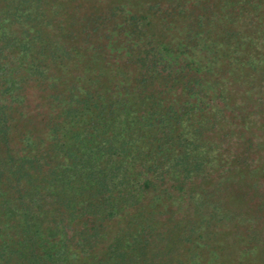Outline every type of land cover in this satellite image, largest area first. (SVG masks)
<instances>
[{"label": "trees", "instance_id": "trees-1", "mask_svg": "<svg viewBox=\"0 0 264 264\" xmlns=\"http://www.w3.org/2000/svg\"><path fill=\"white\" fill-rule=\"evenodd\" d=\"M258 138L264 0H0V264H182L217 221L262 236Z\"/></svg>", "mask_w": 264, "mask_h": 264}, {"label": "rangeland", "instance_id": "rangeland-1", "mask_svg": "<svg viewBox=\"0 0 264 264\" xmlns=\"http://www.w3.org/2000/svg\"><path fill=\"white\" fill-rule=\"evenodd\" d=\"M238 105H241V102H237V106ZM238 141L239 142H237L238 145L235 151L237 150V152L242 151V153H245L241 149V147L247 146L246 144L248 143L242 141L241 139ZM253 145H254V149L245 150L246 151L245 154L250 153L253 160L262 156L261 164L264 165L263 138L262 139L258 138V140L253 142ZM239 167H240L239 173L241 172L246 177L247 175L245 169L249 168L248 165L244 163H240ZM234 174L236 175V179H234ZM234 174H231L233 177L232 179L235 181L233 186H237V187H240V183L243 181H248L247 184H249L250 181L258 182V179L262 177V176L260 177L261 173H259L257 180H255V177L252 176L250 178L244 177L240 182L238 178L239 175L237 176L236 172ZM235 188L233 187V189L231 188V190L233 191ZM244 188L246 189V187ZM224 195L228 197L232 195L229 188L227 192L226 191L224 192ZM166 203H167L166 209L167 210L169 209V211L171 210L173 212L172 219L174 216L181 215V212L178 211L177 206L176 204L173 203V201H166ZM233 203L236 204L237 200H232L231 206H233ZM191 217H194V215H191ZM157 218L158 219L156 221L158 223H161L160 225L161 228L162 226L164 227V223L166 222L168 225V218L166 215L158 216ZM172 224L173 221L171 225ZM228 225L229 224H227V226ZM227 226L226 224L225 226H221L218 221L215 222V224L209 228L212 230L211 231L212 234L211 233L210 234L213 235L212 246L206 245L201 248H195V247L193 248L189 244L185 243L184 245H181L178 248V252L174 256H171L172 259L177 257L182 264H264V212L259 214V219H258V226L262 236L259 235L258 237L256 238L253 237V239H251V236L250 235L248 236V233L245 232L247 226L244 224L243 226H241L240 224L237 227H233L231 225L228 227ZM193 252H197L196 255L199 257L198 258L199 261H197L195 258L192 259L191 253Z\"/></svg>", "mask_w": 264, "mask_h": 264}]
</instances>
